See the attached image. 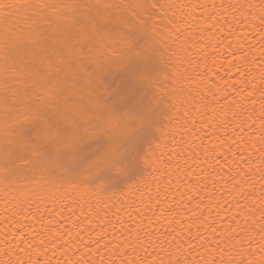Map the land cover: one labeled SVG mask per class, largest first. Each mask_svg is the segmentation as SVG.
Here are the masks:
<instances>
[{"label":"bare ground","instance_id":"1","mask_svg":"<svg viewBox=\"0 0 264 264\" xmlns=\"http://www.w3.org/2000/svg\"><path fill=\"white\" fill-rule=\"evenodd\" d=\"M0 264H264V0H0Z\"/></svg>","mask_w":264,"mask_h":264},{"label":"rangeland","instance_id":"2","mask_svg":"<svg viewBox=\"0 0 264 264\" xmlns=\"http://www.w3.org/2000/svg\"><path fill=\"white\" fill-rule=\"evenodd\" d=\"M107 78H108V79H107ZM107 78H105L107 84H109L108 80L110 79L109 81H110L111 86L115 85V83H116V80H115V79H113L112 77H107ZM111 81H112L113 83H112ZM110 84H109V85H110ZM122 87H123V84H122ZM97 143H98V142H96L95 140H92L91 144H89V148H90L91 146L94 147V145L97 144Z\"/></svg>","mask_w":264,"mask_h":264}]
</instances>
